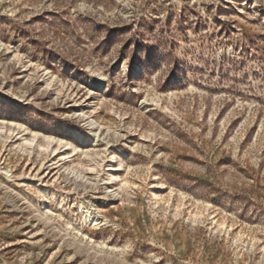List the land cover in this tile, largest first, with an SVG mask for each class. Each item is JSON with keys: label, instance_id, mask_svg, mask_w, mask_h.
<instances>
[{"label": "rangeland", "instance_id": "374dc122", "mask_svg": "<svg viewBox=\"0 0 264 264\" xmlns=\"http://www.w3.org/2000/svg\"><path fill=\"white\" fill-rule=\"evenodd\" d=\"M0 264H264V0H0Z\"/></svg>", "mask_w": 264, "mask_h": 264}, {"label": "bare ground", "instance_id": "6f19581e", "mask_svg": "<svg viewBox=\"0 0 264 264\" xmlns=\"http://www.w3.org/2000/svg\"><path fill=\"white\" fill-rule=\"evenodd\" d=\"M34 141H35V139H34ZM34 141H33V142H34ZM33 142H31V143H33ZM62 144H63V143H62ZM66 146H67V145L64 144V147H66ZM90 207H91V206H90ZM90 210H91V209L88 208V211H87V213H86V220L89 219V218L91 217V215H92V212L90 213ZM100 216H101V215H100ZM93 221H94V223H95L94 225L97 226V225L102 224L103 222H107V218L104 217V216H103V217H96V216H95Z\"/></svg>", "mask_w": 264, "mask_h": 264}]
</instances>
